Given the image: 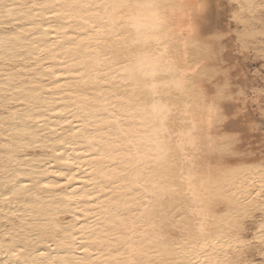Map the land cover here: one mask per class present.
Instances as JSON below:
<instances>
[{
	"label": "snow or ice",
	"instance_id": "6c2138e0",
	"mask_svg": "<svg viewBox=\"0 0 264 264\" xmlns=\"http://www.w3.org/2000/svg\"><path fill=\"white\" fill-rule=\"evenodd\" d=\"M259 4L264 9V0H259ZM25 7L29 18L19 30L22 36L31 39L33 51L27 61L31 68L24 71L36 74L32 89L37 97L51 96L55 99L53 107H37L25 117L28 131L33 135L23 142L22 158L14 162L13 179L0 185V205L11 211L13 222L20 221L22 224V209L29 205L34 188L59 193L73 210L65 215V221L71 220V244L57 248L56 241L47 238L44 243L33 245L21 235V227L15 236H7L8 247L2 249L0 264H47L53 256L50 251L53 248L56 251H71L72 255L79 257V264H144L146 242L158 238L156 226H153L152 232L148 231L145 217L155 210L161 188L151 175L148 164L149 160L155 159L149 147L155 140L143 130L141 110L122 108L115 101L124 97L117 94L112 95L111 102L105 98L98 104H82L70 98L75 96L71 89L61 87L69 80L84 84L92 80L100 84L105 92L129 85L128 66L122 62L117 50L131 49L145 42L138 27V18L124 11L131 7L127 0H72L71 3L64 0H32ZM238 7L241 14L236 17V33L240 35L255 19V16H247L244 10L250 12L257 5L241 3ZM12 11L13 7L5 9L9 15ZM157 15L160 16L159 13ZM170 20L173 16L165 13L159 19V25L167 28L168 36H175ZM260 23L264 24V11L261 12ZM128 28L134 29L135 34L128 32ZM187 32L189 35L185 37L182 32L181 38L185 41L196 39L203 54L191 64L185 58L186 66L180 70L178 79L158 80L162 69L172 71L170 65L161 59L167 48L159 37L156 39L163 48L161 56L137 57L136 68L153 93L161 87H181L189 77L199 76L205 69H213V72H205L207 83H203L201 89L212 97L205 109L209 116L218 111L217 101L220 98L231 96L243 101L246 109L249 104L252 108L258 104L261 113L259 125L254 121L250 123L251 133L259 141L258 146L251 145L245 149L243 137L233 135L225 123L217 129L219 139L215 147L221 152V157L235 158L227 159V164L236 163L239 159H258V165L254 163L251 167L261 173V183L257 187L253 182L243 204L245 213H250L259 204V213L264 214V203H261L264 202V83L257 91L256 83L247 82L251 79L249 75L246 74L243 81L238 76L244 67H257L258 80L264 81V56L258 65L238 64L233 68L225 54L231 51L230 42L237 39L230 29L210 36H197L194 27L189 26ZM261 44L264 45V39ZM236 47H240V42ZM261 52L264 53V47ZM243 55L245 59L252 58L251 50ZM221 60L226 63H220ZM102 65L108 66L107 71L97 70ZM250 87L252 91H249ZM18 103L23 105L25 101L21 99ZM150 111L160 117L162 124L166 123L168 106L153 103ZM222 115L225 121L231 120L230 113ZM161 132L167 135L166 128ZM177 146L184 153L185 164H193L189 155V150L196 147L192 128L179 134ZM257 150L258 157L255 155ZM54 161L63 167H57ZM49 168L59 180H51L45 175ZM182 178L190 184L191 171L187 176L182 174ZM73 181H79V187L74 188ZM213 191L205 189L206 198H196L197 206L190 210L193 215L206 216V204ZM165 194L179 196L181 190L171 186ZM175 207L173 204L165 215L173 213ZM180 214L179 211L174 212L172 219ZM257 236L258 241L248 239L243 233H230L226 252L229 258L224 264H264V215L261 216ZM212 243L219 244L220 240Z\"/></svg>",
	"mask_w": 264,
	"mask_h": 264
},
{
	"label": "bare ground",
	"instance_id": "6f19581e",
	"mask_svg": "<svg viewBox=\"0 0 264 264\" xmlns=\"http://www.w3.org/2000/svg\"><path fill=\"white\" fill-rule=\"evenodd\" d=\"M31 2L32 0H0V185L13 179L14 162L22 158L23 142L31 139L33 135L28 131L25 117L37 107L54 106V97L36 96L32 89V85L36 82V74L24 71L31 68L27 61L31 58L30 53L33 49L31 39L22 36L19 29L24 27V21L29 18L25 5ZM64 2L71 3L72 0H64ZM127 3L131 7L124 11L138 18V27L145 38V42L131 49L117 50L122 62L128 66L129 85L105 92L102 91L100 84L92 80L87 84L76 80H69L67 84H63L61 80L63 84L61 87L71 89L75 96L70 98L77 99L82 104H98L105 98L111 102L112 95L117 94L124 97L115 101L122 108L141 110L143 130L155 140V143L149 145L155 159L149 160L148 164L151 175L155 177L161 188L155 210L145 217L148 231L152 232L153 226H156L158 238L146 242L144 264H224L229 258L226 256L229 234L246 235L245 224L254 221V213L259 212L258 204L250 213H245L243 201L253 182L259 187L261 173L255 167H251L252 164L246 165L245 162L226 170L221 167L215 171L211 168V164L201 159L200 154L205 150L204 145H207L206 150H208L217 143L216 130L213 129H215L214 124L221 121L218 111L212 116L207 114L206 95L201 91L197 80L204 76L205 72L211 71L210 69H205V72L199 76L184 80L181 87H161L153 93L147 88L148 82L135 64L136 58L140 56H161L163 48L156 39L159 37L167 48V53L161 59L170 65L172 71L162 69L158 80L167 82L178 79L180 70L186 66L185 58L191 64L198 61L203 54L202 47L196 39L185 41L181 38V33L183 32L187 37L189 35L187 29L193 26L197 36L212 34L208 25L205 29L201 25V19L205 16L208 7L207 0H127ZM243 4L259 5L256 0H244ZM15 5L20 7H14ZM136 5L141 6L136 7ZM9 7H13L10 15L5 12ZM256 9L250 12L245 9L244 12L251 17ZM168 12L173 16L169 24H172L175 36H168L167 28H161L159 25V19ZM9 25L13 26L12 30H7L6 27ZM251 28L247 31L250 32ZM127 31L135 34L132 28H128ZM107 67L102 65L97 70L107 71ZM21 99L25 101L23 105L18 103ZM153 103L168 106L166 123L162 124L160 117L150 111ZM163 128L167 129V135L162 134ZM189 128L193 130L196 144L194 149L189 150L193 164H185L184 153L177 146L179 134ZM53 164L63 167L57 161ZM189 171L192 176L190 184L182 178V174L187 176ZM45 175L51 180L60 179L51 168ZM79 183L73 181V187H79ZM171 186L179 187L181 195H166L165 191ZM205 189L214 190L206 204L207 214L204 217L193 215L190 210L197 206L198 196L200 199L206 198L203 193ZM221 189H223L222 193ZM173 204L176 205L173 213L176 211L181 213L175 220L172 219L173 213L165 215ZM72 211L59 193L45 192L38 188L32 190L29 205L22 209V224L20 221L13 222L11 211L6 206L0 205V256L3 255L2 249L8 247L7 236H15L21 227L23 228L21 235L28 238L33 245L42 244L47 238H52L56 241L57 248L67 247L71 244L69 234L71 220L65 221V215ZM254 223L253 236L251 238L246 236L250 240L255 238L258 241L257 232L261 227V219ZM57 236L60 237L59 240L56 239ZM218 239L220 243L213 245L212 242ZM50 251L53 256L47 264H79V257L72 255L71 251H56L55 248ZM117 258L122 259V257Z\"/></svg>",
	"mask_w": 264,
	"mask_h": 264
},
{
	"label": "rangeland",
	"instance_id": "374dc122",
	"mask_svg": "<svg viewBox=\"0 0 264 264\" xmlns=\"http://www.w3.org/2000/svg\"><path fill=\"white\" fill-rule=\"evenodd\" d=\"M243 1L244 0L242 1L241 0H207L208 7L204 13L205 16L201 19L202 28L205 29L206 25H208L209 28L212 30V34L217 33L221 30H224L225 32H227L230 29L233 35H237L236 17L241 14L238 6L241 3H243ZM256 1L259 4V0H256ZM233 5H237V7L234 8L232 7ZM256 8L257 9L255 12H257L259 15L257 13L254 15L255 12L253 13L256 20L255 19L252 20V22L249 23L250 26L248 25L249 26L248 30H250V28L253 25V27L251 28V31L250 32L244 31L240 35H237V39L230 42L231 51L225 53L228 56V58L231 60V64L233 68H235V66H237L238 64L258 65L260 58L264 56V53L261 52V48L264 47V45L261 44V40L264 39V35H262L264 34V28H263L264 26L260 23V15H261V12L264 11V9H261L260 4ZM261 25H262V28L260 27ZM9 26L6 27L7 30H12L13 26L12 25H9ZM241 27H243V24H241ZM253 28L254 30L252 31ZM259 29H261L262 31ZM237 42H240L239 48L236 47ZM249 50H251V57H252L250 60L245 59L243 55L244 53H248ZM220 63H226V61L221 60ZM210 70L212 72L214 71L213 69H210ZM246 74L251 77V79H249L247 82L249 84L256 83V90L259 91V85L261 83H264V81L258 80V75H259L258 68L252 67L251 69H248L247 67H244L238 73V76L241 81L244 80ZM233 79L235 80L236 77H233ZM197 80H198L199 85L201 86L200 87L201 89H202V84L207 83V80L205 79V74L204 76H201ZM237 91L239 92V88L237 89ZM249 91H252L251 87L249 88ZM211 99L212 97H209L206 95L205 97L206 102L211 101ZM217 105L219 107L218 113H220L221 121L219 122L217 121L216 124H214L215 129H213V131L216 130L215 135L217 134V129L223 127L224 124L227 123V126L233 135L237 137H243L245 149L249 148L251 145L258 146L259 141L256 139V135L252 134L250 130V123L252 121H254L258 126L261 120V113H260L258 104H257V107L255 108H252L251 104H249L248 108L246 109L243 101L232 99L231 96H229L227 98H220L217 101ZM221 113L222 114L230 113L231 120L225 121L223 119V115L221 116ZM246 129L248 131H247V134L245 135ZM215 137H216V141H218L219 137L218 136H215ZM215 145L216 144H214L213 147H209L208 150H206L207 145L206 146L204 145L203 148L205 150L201 152V154H203L204 156L200 154V156L202 157L200 158L203 159V162L206 161V163L208 162L209 164H211L210 165L211 168L215 171L219 170L218 168L221 169V167L223 170H226L227 168H232L233 166L235 167L243 162H245L244 164L246 165L259 163L258 159L256 161H252L250 159H239L238 162L236 163L227 164L225 161L231 157H227V156L221 157V152L216 149ZM255 155L257 157L259 156L258 150L256 151ZM231 159H235V158H231ZM260 215L262 216L264 214H261L258 211L255 212L253 215V218L255 217L254 221L260 220L261 219ZM254 221H249L245 224L246 230L244 232H246V235L250 238L253 236L254 229H255L254 224L256 222L254 223Z\"/></svg>",
	"mask_w": 264,
	"mask_h": 264
}]
</instances>
